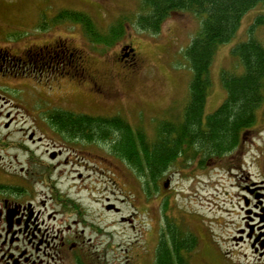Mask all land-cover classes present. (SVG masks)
<instances>
[{
	"label": "rangeland",
	"instance_id": "obj_1",
	"mask_svg": "<svg viewBox=\"0 0 264 264\" xmlns=\"http://www.w3.org/2000/svg\"><path fill=\"white\" fill-rule=\"evenodd\" d=\"M66 9L88 14L103 34L119 24L113 43L90 40L78 23L55 22ZM142 12L141 0H0V181L33 167L36 178L25 182L33 183L37 209L57 210L55 224L65 220L84 231L91 255L98 244L101 264L155 263L166 217L197 238L190 264H264L255 244L264 238V103L233 153L202 163L200 155L178 159L157 192L104 144L70 139L50 123L55 109L120 116L154 139L161 122L181 121L192 79L184 51L202 18L173 13L154 35L137 27ZM260 14L263 5L247 12L234 38L219 47L206 115L226 98L222 72H241L232 50L249 39ZM254 37L264 46L263 27ZM64 51L73 55L70 66ZM78 57L89 75L74 68ZM61 149L62 157L51 161L49 152ZM64 199L74 202L67 213ZM108 199L118 213L106 210ZM55 237L52 247L61 240Z\"/></svg>",
	"mask_w": 264,
	"mask_h": 264
},
{
	"label": "trees",
	"instance_id": "obj_2",
	"mask_svg": "<svg viewBox=\"0 0 264 264\" xmlns=\"http://www.w3.org/2000/svg\"><path fill=\"white\" fill-rule=\"evenodd\" d=\"M141 3L143 12L136 19L137 27L154 35L161 32L173 13L187 11L202 18L200 32L184 51L192 79L181 121L161 122L156 137L149 139L143 130H135L120 116L75 114L60 109L48 114L58 133L73 140L104 144L145 179L151 188L148 191L157 192L159 182L178 159L194 161L200 155L202 163L227 156L255 125L257 111L264 103V46L254 33L264 28V14L256 17L249 29V39L232 50L241 72L226 70L221 74L226 92L224 102L209 115L205 114V108L211 86L210 69L219 47L234 38L244 15L258 5L264 6V0H141ZM54 21L78 23L86 36L98 43H113L119 31L118 24L112 33L103 34L88 14L74 10H61ZM165 222L155 263L190 264L188 256L196 249L197 238L174 219L166 217Z\"/></svg>",
	"mask_w": 264,
	"mask_h": 264
},
{
	"label": "flooded vegetation",
	"instance_id": "obj_3",
	"mask_svg": "<svg viewBox=\"0 0 264 264\" xmlns=\"http://www.w3.org/2000/svg\"><path fill=\"white\" fill-rule=\"evenodd\" d=\"M63 54L70 66L73 55L70 53L67 55L65 51ZM74 68L81 74L89 75L79 57L74 62ZM31 142L35 143L34 140ZM63 154L62 149L50 151L49 158L51 161H57ZM50 167L45 169L50 172ZM20 175L17 179L8 177L5 181H0V264H101L98 244L95 254L92 252L95 256L91 255L89 246L83 239L84 231L80 233L81 235L78 234L71 226L66 225L65 220L60 221L61 225L55 224L57 221L55 214H59L57 210L45 214L37 209L30 198L33 196V183L25 182L29 175L31 179L36 178L37 172L33 171V167L21 168ZM107 204L113 203L108 199ZM73 205V200L60 201L64 213ZM51 234L56 236L54 239L59 236L61 238L54 247L49 242ZM260 239L261 236L257 237L255 244L260 243L264 252V238ZM257 251L258 249H255V252ZM261 257L263 256H260V259ZM254 264L260 263L256 261Z\"/></svg>",
	"mask_w": 264,
	"mask_h": 264
},
{
	"label": "water",
	"instance_id": "obj_4",
	"mask_svg": "<svg viewBox=\"0 0 264 264\" xmlns=\"http://www.w3.org/2000/svg\"><path fill=\"white\" fill-rule=\"evenodd\" d=\"M31 138H32V136H31ZM168 186V184H165V187H167ZM106 210L107 211H110V210H115V211H119V209L118 208H116V206L115 205H108L107 207H106Z\"/></svg>",
	"mask_w": 264,
	"mask_h": 264
}]
</instances>
